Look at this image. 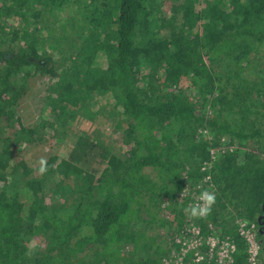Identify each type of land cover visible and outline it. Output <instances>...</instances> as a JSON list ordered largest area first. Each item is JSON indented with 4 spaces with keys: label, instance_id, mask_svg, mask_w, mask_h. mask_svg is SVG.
<instances>
[{
    "label": "trees",
    "instance_id": "1",
    "mask_svg": "<svg viewBox=\"0 0 264 264\" xmlns=\"http://www.w3.org/2000/svg\"><path fill=\"white\" fill-rule=\"evenodd\" d=\"M36 76L48 83L27 126ZM95 97L123 147L72 133L43 173L18 154L63 142ZM221 146L234 149L202 170ZM208 173L201 231L232 236L246 264L236 220L258 224L264 205V0H0V264H164L190 217L180 194Z\"/></svg>",
    "mask_w": 264,
    "mask_h": 264
},
{
    "label": "built area",
    "instance_id": "2",
    "mask_svg": "<svg viewBox=\"0 0 264 264\" xmlns=\"http://www.w3.org/2000/svg\"><path fill=\"white\" fill-rule=\"evenodd\" d=\"M203 134L208 136L207 131ZM234 149L233 147L211 148L209 160L204 162L202 170L212 168L213 162L219 158L225 150ZM204 190L212 192L214 185L211 181V175L208 173L201 185ZM199 191L188 192L184 190L180 195L188 197L187 207L190 208L196 202ZM199 218L188 217L179 232L169 239V244L173 245L169 255L164 258V264H234V254L237 246L234 238L230 235H223L216 227L210 226L211 232L204 235L199 226ZM237 233L245 240L247 244L246 264H264L261 260V245L257 238L256 224L244 219H237ZM176 245V246H175Z\"/></svg>",
    "mask_w": 264,
    "mask_h": 264
},
{
    "label": "rangeland",
    "instance_id": "3",
    "mask_svg": "<svg viewBox=\"0 0 264 264\" xmlns=\"http://www.w3.org/2000/svg\"><path fill=\"white\" fill-rule=\"evenodd\" d=\"M154 24H157L156 21H154ZM51 32H54V28L47 33ZM50 43L47 42V48H49ZM47 83L48 79L45 77L36 76L32 78L28 93L20 101L18 114H20L23 123L27 126H33L38 120V114L43 104L42 97L45 93ZM88 99V109L86 110L85 108L86 111L81 110L83 116L77 118L72 126V130H68L63 142L61 141L57 144L53 139H49L44 143L38 144L22 143L18 147V154L23 156L30 166L35 167L40 165L41 161H45L50 155L61 154L69 150V146H73L74 141L72 133L79 131H86L90 135L96 133L103 140L106 139L105 142L107 144L104 143L106 146H111V143H116L119 147H123L121 144L123 136L121 131L125 124L120 122L119 116L113 113L111 108L102 106L103 104L99 97H95L94 101L91 98ZM52 180H54V175H47L45 177L43 182L45 189H48V185ZM67 181L70 182V180Z\"/></svg>",
    "mask_w": 264,
    "mask_h": 264
},
{
    "label": "clouds",
    "instance_id": "4",
    "mask_svg": "<svg viewBox=\"0 0 264 264\" xmlns=\"http://www.w3.org/2000/svg\"><path fill=\"white\" fill-rule=\"evenodd\" d=\"M46 164L45 161H41V168L40 172L43 173L46 168L44 165ZM216 202V196L213 192L208 190H202L199 195L196 197V202L192 204V206L186 211L191 217H205L207 216L211 210L212 206Z\"/></svg>",
    "mask_w": 264,
    "mask_h": 264
},
{
    "label": "flooded vegetation",
    "instance_id": "5",
    "mask_svg": "<svg viewBox=\"0 0 264 264\" xmlns=\"http://www.w3.org/2000/svg\"><path fill=\"white\" fill-rule=\"evenodd\" d=\"M263 210H264V208H263ZM263 214V213H262ZM261 214V215H262ZM256 229H257V235H258V233H260V237H259V235H258V240H259V242L261 243V245L263 244V242H264V233L262 232V224L261 223H259L258 222V224H256Z\"/></svg>",
    "mask_w": 264,
    "mask_h": 264
},
{
    "label": "water",
    "instance_id": "6",
    "mask_svg": "<svg viewBox=\"0 0 264 264\" xmlns=\"http://www.w3.org/2000/svg\"><path fill=\"white\" fill-rule=\"evenodd\" d=\"M263 208H264V205H263ZM257 220L259 223L262 224V232L264 233V210H263V214L260 215Z\"/></svg>",
    "mask_w": 264,
    "mask_h": 264
}]
</instances>
